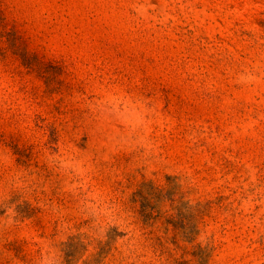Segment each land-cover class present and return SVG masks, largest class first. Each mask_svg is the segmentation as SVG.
I'll list each match as a JSON object with an SVG mask.
<instances>
[{
	"label": "rangeland",
	"instance_id": "374dc122",
	"mask_svg": "<svg viewBox=\"0 0 264 264\" xmlns=\"http://www.w3.org/2000/svg\"><path fill=\"white\" fill-rule=\"evenodd\" d=\"M0 264H264V0H0Z\"/></svg>",
	"mask_w": 264,
	"mask_h": 264
}]
</instances>
